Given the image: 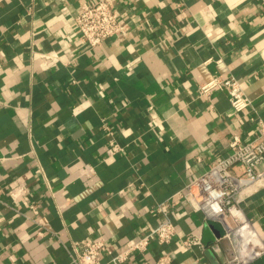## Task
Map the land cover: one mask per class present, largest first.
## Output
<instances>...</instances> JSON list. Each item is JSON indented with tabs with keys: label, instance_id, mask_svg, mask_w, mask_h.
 <instances>
[{
	"label": "crops",
	"instance_id": "0c3cea01",
	"mask_svg": "<svg viewBox=\"0 0 264 264\" xmlns=\"http://www.w3.org/2000/svg\"><path fill=\"white\" fill-rule=\"evenodd\" d=\"M88 1L0 0L1 264H72L74 240L127 248L165 219L150 209L227 156L233 135L254 138L250 117L264 120V0H112L130 33L95 47L74 21ZM230 76L251 108L235 112L218 87L199 94ZM102 123L122 152H110ZM19 187L37 215L14 210L7 192ZM240 207L257 245L246 264H264V181ZM167 215L176 239L133 259L225 262L219 223L183 199ZM188 233L202 246H178Z\"/></svg>",
	"mask_w": 264,
	"mask_h": 264
},
{
	"label": "built area",
	"instance_id": "2783aa9c",
	"mask_svg": "<svg viewBox=\"0 0 264 264\" xmlns=\"http://www.w3.org/2000/svg\"><path fill=\"white\" fill-rule=\"evenodd\" d=\"M74 21L82 42L89 47L98 46L115 36H127L132 27V22L121 16L112 0H91L82 3L74 16ZM40 55L43 59L49 58L48 53ZM214 87L226 91L231 108L235 112L239 113L252 107V100L235 77H214L199 87V94L206 96ZM250 119L256 123L257 135L249 140L233 135L228 143L230 153L227 156L214 160L206 171L191 178L168 201L150 209L151 212L163 213L165 219L158 222L147 234L121 251L109 249L102 238L71 241L67 247L70 262L147 264L132 257L143 255L150 242L163 245L176 239L177 224L167 214L183 199L193 210L202 211L205 218L220 224L222 232L215 239L229 249V255L223 264H246L250 260V249L257 245L254 244L255 233L240 207V201L256 191L264 181V170L258 168L264 158V120L256 115ZM101 126L109 136L110 152L112 154L122 152L123 147L114 140L112 129L105 123ZM2 191L0 186V194ZM7 194L11 198L14 210L21 211L20 208L25 206L32 214H38L40 205L34 201L25 202L22 187L9 190ZM178 246L201 247V236L188 233L180 239ZM103 254L108 257L105 261H102ZM169 263L168 253L159 255L154 261V264Z\"/></svg>",
	"mask_w": 264,
	"mask_h": 264
}]
</instances>
